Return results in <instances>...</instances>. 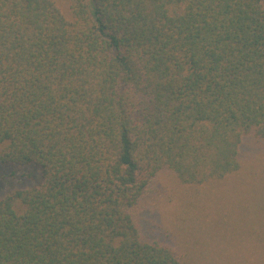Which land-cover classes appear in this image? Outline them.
I'll list each match as a JSON object with an SVG mask.
<instances>
[{"label": "trees", "instance_id": "trees-1", "mask_svg": "<svg viewBox=\"0 0 264 264\" xmlns=\"http://www.w3.org/2000/svg\"><path fill=\"white\" fill-rule=\"evenodd\" d=\"M261 141L264 0H0V166L42 169L0 199V264H190L143 232L160 179Z\"/></svg>", "mask_w": 264, "mask_h": 264}, {"label": "rangeland", "instance_id": "rangeland-1", "mask_svg": "<svg viewBox=\"0 0 264 264\" xmlns=\"http://www.w3.org/2000/svg\"><path fill=\"white\" fill-rule=\"evenodd\" d=\"M254 153L242 173L212 186L182 187L164 175L159 183L168 192L145 205L143 232L168 236L190 264H264V142ZM41 181L39 166L1 165L0 199ZM179 216L185 221L178 223Z\"/></svg>", "mask_w": 264, "mask_h": 264}]
</instances>
